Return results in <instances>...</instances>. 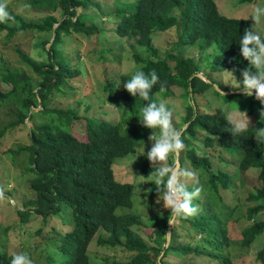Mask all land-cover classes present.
<instances>
[{
  "label": "trees",
  "instance_id": "obj_1",
  "mask_svg": "<svg viewBox=\"0 0 264 264\" xmlns=\"http://www.w3.org/2000/svg\"><path fill=\"white\" fill-rule=\"evenodd\" d=\"M101 1L24 0L23 10H28L27 13L34 18L25 19L10 13L13 24L0 22V36L5 40L11 41L19 34L24 37L30 33L35 37L33 56L22 52L16 45L13 49L18 55L20 68L0 62V111L5 105H14V121L0 130V139L20 125L27 129L26 121L33 122L34 114H39L44 121L33 123L27 129L29 143L16 146L9 153L30 154L28 161L32 176L26 183L34 198L26 205L33 207L34 217L46 220L57 216L62 204L70 209L71 225L66 235H61L55 243L57 254L47 256L39 252L44 258L43 264H92L91 244L117 255L121 251L131 253L126 262L107 256L103 258V264H172L167 260L172 253L181 257L180 264H233L228 254L223 253L226 249H248L257 237H264V217H261L264 211V143H257L254 137L258 128L264 127V122L249 125L245 132L233 137L222 108L212 113L198 110L195 96L204 95L213 87L195 76L203 65L202 61L174 55L169 58L174 60L171 66L168 59L158 57L152 34L175 30L177 43L196 47L200 53L216 46L218 52L211 57L209 71L240 74L248 67V61L240 55L239 42L244 30L251 28L249 23L245 19L220 14L216 0H111L104 5L106 10L101 7ZM251 1L239 0L238 5H248ZM26 4L30 7H24ZM101 20L114 22L116 37L129 42V48L139 46L144 49L146 57L132 56L141 65L135 72L143 70L147 74L155 71L159 77L150 93L152 100L160 103L161 98L178 96L193 101L195 105L186 103L178 127L182 130L181 139L185 145L179 154L180 167L194 173L185 181L187 188L189 191L195 187L202 189L200 196L193 200L198 213L177 221L167 247L165 235L169 211L153 213L151 245L137 232L142 226L139 215L117 213L118 209L132 208L134 186L116 181L113 162L132 154L140 145H147L152 132L139 122L140 110L147 101L131 96L124 88V83L134 73L122 74L118 79L106 77L103 85L106 98H101V104L106 102L120 108L123 111L120 120L111 122L89 117L93 105L83 104L87 93L81 91L82 86L78 84L81 76L78 66L83 55L80 53L79 56V52L72 55L63 50L64 38L73 33L85 38L106 34L108 28ZM107 51L102 49L100 52ZM112 57L117 60L116 56ZM0 60L3 59L0 57ZM161 83L165 84L164 92L159 90ZM4 85L10 90L4 91ZM214 92L220 96L218 91ZM65 93L74 97L66 107H49L57 95L65 99ZM240 95L223 96L222 100L228 102ZM19 100L21 103L15 104ZM39 107L41 109L36 113L32 111ZM79 108L81 113H77ZM98 109V114H102L103 105ZM81 119L84 120L81 123L85 141L76 138L73 132V123ZM185 124L187 127L182 129ZM170 159L173 164L174 156ZM229 160H235L241 172H257L260 182L256 192L246 197L244 217H237L233 222L230 218L240 207L237 202L231 206L232 200L225 203L224 196L231 194L232 185L237 180L222 169L229 165ZM141 172L147 178L152 176L154 169L149 162L143 161ZM155 187L151 184L144 195L156 197ZM205 191L214 193L218 204L211 203L204 196ZM216 205L225 210L222 211L224 214L217 212ZM102 234L107 237L104 239ZM93 239H97L96 242ZM37 248L33 247L34 250ZM13 255L1 250L0 264H10ZM257 259L261 261L259 264H264V248Z\"/></svg>",
  "mask_w": 264,
  "mask_h": 264
},
{
  "label": "rangeland",
  "instance_id": "obj_2",
  "mask_svg": "<svg viewBox=\"0 0 264 264\" xmlns=\"http://www.w3.org/2000/svg\"><path fill=\"white\" fill-rule=\"evenodd\" d=\"M23 1L24 0H7L6 10L9 13V17L10 13H12L21 15L25 19L34 18L27 13L28 10L26 12L23 10ZM110 2L111 0H102L101 7L106 10L107 7L104 5ZM215 3L220 14L227 18L245 19L251 28L254 25V21L249 18L252 10L258 5L264 6V0H252L248 5H238L239 0H216ZM80 11L81 9H78V12ZM90 12L94 11L90 10ZM101 21L104 22L106 29L108 28L106 34L101 33L91 38H85L82 35L73 33L64 38L63 50L72 55H75L77 52H79V56L80 53L83 55L80 56V63L78 66L81 72V76L79 77L80 82H78V84L82 86L81 91L83 90L87 93V96L83 99V104L93 105L89 117L96 116L101 120L105 119L106 121L115 122L121 119L123 111H120V108H114L112 105H108L106 102L101 104V98H106V94L103 91L105 79L106 77L118 79V76L122 74L131 75L135 73V70L140 68L141 65L136 63L132 55L144 58L147 54L144 49L139 46L129 48V42L121 41L116 37L113 31L115 26L114 22H108L107 20ZM2 23L13 24L14 21L11 20L10 17V19ZM255 30L264 37V21L257 25ZM1 34L5 35V32ZM152 40L153 47L156 49L158 57L168 59L171 66L174 64V60H170L169 58L174 55L183 56L185 58L190 57L195 61H202L203 65L200 68L198 76L203 79V81L210 82L213 87L204 95L195 96V103L198 106V110L212 113L215 109L222 108L228 119L229 113L238 112L240 110L247 113L250 125L257 122H264V119L260 118V111L264 110V105H261L254 97L240 95L232 97L231 100L227 102L222 100L223 96L220 93V96L215 94L214 90L216 91V88L214 86L216 84L221 85L230 92H235L236 90L240 91L233 87L237 86L236 81L242 82L243 79L241 73L236 74L231 71L212 73L209 71L208 64L211 57L218 52V47L215 46L200 53L196 47L182 46L177 43L175 30L154 33L152 34ZM34 43L35 37L30 33L26 34L24 37L19 34L17 37L11 38V41L5 40L3 36H0V57L3 59L0 60V62L12 63L13 66L20 68L21 66L18 65V55L13 49H16V46H18L22 52L33 56L35 54L33 49ZM47 47L48 45L46 48ZM102 49L108 51L103 54L100 52ZM113 55L116 56L117 60H114L112 57ZM149 58L156 60L152 57ZM3 90L9 91L10 89L8 86L4 85ZM73 98V94H68L67 96L65 93V99H61V97L57 95L55 101L50 103L49 107L52 109L66 107ZM185 100L189 99L185 98ZM185 100L179 99L178 96L172 97L171 99H160V102H164L171 110L172 123L176 129H180L178 126H180L181 117L184 116V106L186 103L192 105L191 100H189V102ZM20 103L21 100L17 101L15 104ZM102 105L103 113L98 114L100 112L98 108ZM40 109L41 107L32 109V111L36 113ZM13 111L14 105L11 104L8 106L5 105L0 111V130L14 121ZM81 112L82 110L79 108L77 113ZM43 121L44 119L39 114H34L33 122L26 121V127L30 129L33 123L39 124ZM81 122L84 123V120L81 119L73 123V132L76 138L85 141ZM186 126L187 124L183 125L181 128L185 129ZM27 129L20 125L11 133L7 131L2 139H0V191L3 192V195L0 196V251L2 250V252L5 251L9 254L26 253L33 261V264H43L44 258L39 255V252L47 256L57 254L58 251L55 243L58 242L61 235H66L67 228L71 225V223H69L70 216L68 215L70 209L62 204L61 211L57 216L49 217L44 220L39 217H34L33 207H28L26 205L27 201L34 198L29 184L26 183V180L28 178L30 179L32 176L29 172L28 157L30 154L19 153L11 155L9 151L10 149L16 148V146H26L29 143ZM144 146H146V148ZM150 147L151 142L147 138V145H140L132 154L115 159L112 166L116 181L128 182L134 186L132 208L118 209L117 213H135L139 215L142 226L137 229V232L149 245L153 242L152 236H150L152 232L151 225L154 220L153 213H164L168 211L162 207V201L160 204L156 203L157 195L153 198H148L144 195V193L150 190L151 181L153 179V176L147 178L143 177L141 172L143 161L149 162L146 157V152ZM144 149L145 155H143ZM212 153L217 154L216 152ZM170 161L171 159L169 157V164H171ZM236 164L237 162L235 160H229V165L222 167L225 172H228L237 179L232 185L231 194L224 196L225 203H231L232 200L231 206H234L237 202L240 207L239 211L232 215L230 222H233L237 217H244L247 204L246 197L249 194L255 193L256 189L260 186V182L257 180V172L254 170L245 173L241 172L237 169ZM204 196H206L211 203L218 204L216 203L217 197L211 191H205ZM216 206L217 210H219L217 212L219 214H224L222 211L225 210H220L218 205ZM20 211H24L25 213L20 215ZM261 214L263 218L264 211L261 212ZM32 217L33 219H31ZM28 219H30L29 222H27ZM175 224L177 225L178 222ZM102 236L104 239L107 237L106 234H102ZM262 236L263 235L257 237L248 249L234 247L231 251L226 249L224 253L228 254L234 264H259L261 261L257 259V256L260 250L264 248V237ZM49 238H51V240ZM93 240V242H96L97 239ZM36 246L38 250L33 249V247L35 248ZM165 246L167 247L168 244L166 243ZM89 251L91 253L92 264H103V258L107 256H113L114 260L124 262L128 261L131 257V253L121 251L117 255L114 252H108L106 248L97 247L96 244H91ZM167 260L172 264H180L181 257L176 253H172V255H168ZM195 264H199V262Z\"/></svg>",
  "mask_w": 264,
  "mask_h": 264
},
{
  "label": "clouds",
  "instance_id": "obj_3",
  "mask_svg": "<svg viewBox=\"0 0 264 264\" xmlns=\"http://www.w3.org/2000/svg\"><path fill=\"white\" fill-rule=\"evenodd\" d=\"M24 7L30 5L26 4ZM6 9L7 0H0V22L10 19ZM249 18L254 21V25L244 30L239 42L240 55L248 61V67L241 72L242 82L236 81L237 86L233 88L240 90L235 92H241L246 97H254L264 105V38L255 30L256 26L264 21V6L254 7ZM158 81L159 77L155 71L146 74L143 70H137L131 79L124 83V88L131 96H139L147 101L140 110L139 122L143 127L152 130L148 137L151 147L146 152L152 170L154 169L151 183L156 185V203L163 202L162 207L169 211L168 224L173 226L179 219H187L198 213V207L193 205V200L200 196L202 189L195 187L193 191H189L185 181L193 177L194 173L177 163H168L170 156L179 157L185 145L181 139L182 130L176 129L172 123L171 110L164 102L157 103L150 97L151 90ZM159 90L160 92L166 90L164 83L160 84ZM218 90L225 96L221 89ZM191 102L195 106L194 102ZM260 118L264 119V110L260 111ZM227 123L231 126L233 137L245 132L250 125L247 113L240 110L229 113ZM254 137L257 143H264V127H259ZM2 195L3 192L0 191V196ZM10 264H33V261L28 254L19 253L12 256Z\"/></svg>",
  "mask_w": 264,
  "mask_h": 264
},
{
  "label": "water",
  "instance_id": "obj_4",
  "mask_svg": "<svg viewBox=\"0 0 264 264\" xmlns=\"http://www.w3.org/2000/svg\"><path fill=\"white\" fill-rule=\"evenodd\" d=\"M197 77H199L198 76V74L196 75ZM205 82H207V83H209L210 84V82H208V81H205ZM215 88H216V91H218L219 93H220V91L218 90V89H220L218 86H214ZM223 91V90H222ZM223 93L225 94V96H230L231 94H234L235 92H225V91H223ZM221 94V93H220ZM236 94H241V92H237ZM222 95V94H221ZM222 96H224V95H222ZM188 125V124H187ZM187 127V126H186ZM185 127V128H186ZM174 163H177L179 166H180V163H179V157L177 158V157H175V162ZM172 228H173V226H171V225H169V224H167V228H166V235H165V238H166V243L167 244H169V242H170V238H171V231H172ZM161 256V255H160Z\"/></svg>",
  "mask_w": 264,
  "mask_h": 264
}]
</instances>
